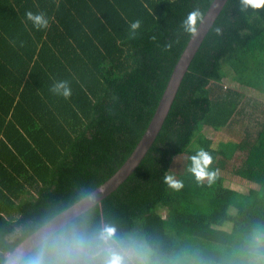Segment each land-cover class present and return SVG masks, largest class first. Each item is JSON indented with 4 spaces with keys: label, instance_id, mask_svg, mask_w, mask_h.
<instances>
[{
    "label": "trees",
    "instance_id": "obj_1",
    "mask_svg": "<svg viewBox=\"0 0 264 264\" xmlns=\"http://www.w3.org/2000/svg\"><path fill=\"white\" fill-rule=\"evenodd\" d=\"M212 1L0 0V264L126 162ZM237 88L264 96V0H227L135 171L21 264H264V118L209 135Z\"/></svg>",
    "mask_w": 264,
    "mask_h": 264
},
{
    "label": "water",
    "instance_id": "obj_2",
    "mask_svg": "<svg viewBox=\"0 0 264 264\" xmlns=\"http://www.w3.org/2000/svg\"><path fill=\"white\" fill-rule=\"evenodd\" d=\"M226 2L227 0H213L211 2L206 13L193 31L184 50L176 61L173 73L168 81L158 107L156 111H154L147 128L126 162L100 188L74 206L59 213L37 229L35 233L27 237L11 254L7 256L5 264H21L37 248V246L50 238L65 224H68L95 206L100 205L105 198L114 193L135 171L141 163L142 158L160 133L191 61Z\"/></svg>",
    "mask_w": 264,
    "mask_h": 264
},
{
    "label": "rangeland",
    "instance_id": "obj_3",
    "mask_svg": "<svg viewBox=\"0 0 264 264\" xmlns=\"http://www.w3.org/2000/svg\"><path fill=\"white\" fill-rule=\"evenodd\" d=\"M231 81V78L229 77V80ZM230 88H233V86H228ZM242 94L245 95V98H242L244 100V106L246 113L241 116L242 119L245 121L242 122L240 119L237 123L233 125V127H228L226 129H223L222 131H219L217 133L211 132L209 135H212V138L214 139L215 144L219 143V141H226V140H234L239 141L241 138L239 134L240 129L242 128V125L246 124L245 122H248V118H252L255 121L264 118V96L261 95L258 92H255L253 90H247V89H241L237 88ZM253 116H250V115ZM239 134V135H238ZM185 155H178L173 158V163L170 166L169 170V177H172V181L176 180V175L183 172L185 168V161L186 158ZM241 158H244V154L237 152L236 158H234L233 162L227 164L226 169L223 171V176H226L227 181L230 182H236L240 185H246L247 182L240 181L239 178L234 176L233 171L236 170V167L240 165ZM230 226H224L223 229L228 230ZM129 254L128 252L126 253ZM130 260L133 262V264H144V262H135L133 259V255L128 256Z\"/></svg>",
    "mask_w": 264,
    "mask_h": 264
}]
</instances>
